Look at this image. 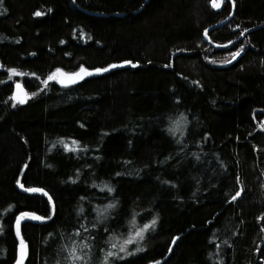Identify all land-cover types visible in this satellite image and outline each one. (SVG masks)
Listing matches in <instances>:
<instances>
[{"label":"trees","instance_id":"1","mask_svg":"<svg viewBox=\"0 0 264 264\" xmlns=\"http://www.w3.org/2000/svg\"><path fill=\"white\" fill-rule=\"evenodd\" d=\"M221 2L3 0L0 264H264V0Z\"/></svg>","mask_w":264,"mask_h":264},{"label":"snow or ice","instance_id":"2","mask_svg":"<svg viewBox=\"0 0 264 264\" xmlns=\"http://www.w3.org/2000/svg\"><path fill=\"white\" fill-rule=\"evenodd\" d=\"M2 4H3V0H0V5H2ZM4 11H7V10L4 9ZM41 14L42 13H40V12H37L36 13V15H41ZM245 31H247V29H245ZM239 54H240V52L238 51L235 55H239ZM123 63L124 64H131L132 62L131 61H124ZM116 66L117 65H114L113 64V65H109L108 68H113V67H116ZM108 68H95V69H91L90 70V69L85 68L84 66H81L80 72L75 73V74H71L74 77L73 79L61 80L60 82L61 83H67V84L75 83L76 80L83 79L87 75H91L93 73L105 72V71L108 70ZM9 71H11L12 73H16L17 72V69L13 68V69H10ZM56 71L57 72H60L62 70L57 69ZM53 78H55V74H52V75L49 76V79H53ZM45 82H47V81H45ZM26 95L24 97H22L20 95H16L15 98L17 100H19V102L23 103V102H25ZM31 95H35V94L33 93ZM186 123H187V119L184 116V114L181 113V116L179 118L171 121V125H170V127H169L168 130H169V132H171L174 135L177 131H179L181 129V125L182 124H186ZM61 142H63V140H61ZM73 143H75V144L78 145L79 144V141H74ZM117 175H119V173H117ZM18 183H19V181H18ZM21 187H24V185L21 184ZM104 187L108 188L109 186L107 184H105ZM27 190L28 191H40V192H43L44 191L43 189H37V188H29ZM109 191H114V189L109 188ZM239 195H240V192H237L236 193V196H239ZM236 196H233V199H235ZM49 199H51V197H49ZM83 199H86V197L83 198ZM113 207H115V204H112V203L108 204L106 207H104L102 209L98 206V217H102L103 213L106 212L107 209H110V208H113ZM80 211L83 212V208L82 207H81ZM27 217H32V218L39 219V220L50 219V217L38 216L35 213L21 212L20 215L17 217V224H16L17 233L18 234H19L21 220H23V219H25ZM157 219L158 218H154L150 223L145 224L143 226V228H141L139 230V232L136 233V235L140 236V238H143V232L145 230L149 229L150 227H154ZM92 227L95 228L96 227V224H93ZM76 231L79 232V229H77ZM130 242H131V239L125 240L124 245H120V250L121 251H124L125 256L131 255V253H129V252H127L125 250V245L128 244V243H130ZM77 247H79V248H90L91 246L88 245L87 243L80 244L79 246H77L75 243H73V245L70 247V255H71L70 264H76V261L77 260H84L85 259L84 256L80 255L77 252ZM116 247H117L116 244H112L111 245V248H113V249L116 248ZM136 251H141V249H136ZM23 256H24V253L22 252L21 253V259L18 260L17 264H23ZM109 257H116L117 259H123V257H120L119 256V253L118 252L108 250L104 254L102 264H111V262L109 261ZM57 264H59V262H57ZM156 264H158V262H156Z\"/></svg>","mask_w":264,"mask_h":264},{"label":"rangeland","instance_id":"3","mask_svg":"<svg viewBox=\"0 0 264 264\" xmlns=\"http://www.w3.org/2000/svg\"><path fill=\"white\" fill-rule=\"evenodd\" d=\"M221 4H222V2H221V0H213V6L215 7V8H218V7H220L221 6ZM205 33H206V30L204 31V36H205ZM206 37V36H205ZM207 37H208V33H207ZM207 40L208 41H210L209 40V37L207 38ZM211 44V43H210ZM55 74V78L56 79H58V80H68V78H69V76H71V73L69 74H67V73H65V72H63V71H60V73H54ZM20 91H21V88L19 87V85H18V89H17V92H16V95H20L21 96V94H20ZM15 95V96H16ZM26 95V94H25ZM27 97V96H26ZM17 100V99H16ZM17 101H19V100H17ZM262 125L264 126V120H263V122H262Z\"/></svg>","mask_w":264,"mask_h":264},{"label":"water","instance_id":"4","mask_svg":"<svg viewBox=\"0 0 264 264\" xmlns=\"http://www.w3.org/2000/svg\"><path fill=\"white\" fill-rule=\"evenodd\" d=\"M229 1H231L232 2V0H229ZM234 12V6H233V9H232V13ZM210 29H207L206 30V33H205V36H206V38H208L207 37V33H208V31H209ZM210 42V41H209ZM211 43V42H210ZM211 45L212 46H217L218 47V45H216V44H214V43H211ZM74 77L73 76H70L68 79H73ZM20 94H21V96L22 97H24L25 96V91L24 90H21L20 91ZM240 193H241V190L239 191ZM236 197H238V196H236ZM31 219H34V220H36V221H38L39 219H35V218H32V217H30ZM25 244H22V250H21V252H20V255H19V260L21 259V253L23 252V253H25ZM25 255V254H24ZM23 261H24V256H23Z\"/></svg>","mask_w":264,"mask_h":264}]
</instances>
